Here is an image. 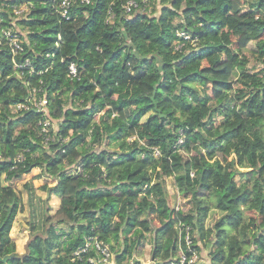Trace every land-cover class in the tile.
Instances as JSON below:
<instances>
[{
  "label": "trees",
  "instance_id": "16d2710c",
  "mask_svg": "<svg viewBox=\"0 0 264 264\" xmlns=\"http://www.w3.org/2000/svg\"><path fill=\"white\" fill-rule=\"evenodd\" d=\"M51 1L0 0V28L23 48L0 45V264H93L94 240L115 264H141L145 240L149 264H171L184 246L176 223L194 243L211 208L209 258L195 264H264V0H147L150 12L130 16L126 0H76L68 18ZM39 89L45 110L16 109ZM33 168L59 204L40 203L17 252L15 182ZM169 176L185 213L168 200Z\"/></svg>",
  "mask_w": 264,
  "mask_h": 264
},
{
  "label": "rangeland",
  "instance_id": "374dc122",
  "mask_svg": "<svg viewBox=\"0 0 264 264\" xmlns=\"http://www.w3.org/2000/svg\"><path fill=\"white\" fill-rule=\"evenodd\" d=\"M253 45V43H251ZM244 53L247 55V52L244 51ZM250 64L252 63V58L249 57ZM121 141H129V138L121 137V139L117 141H110L108 144V147H116ZM37 168L31 169L30 172L25 173L22 178L16 180V187L21 190L22 199H23V209L21 212L18 213L15 222L13 223V226L11 228L10 234L13 240L16 243V249L17 252H20L24 248V243L29 237L30 232H35L38 227V218L40 215V203L46 199V193L40 189L41 184L43 183L42 178H37L35 175L38 173ZM25 181H29L31 183V188L24 191L22 190V184ZM166 188L169 191L168 196L170 195V202L171 206L174 209H181L184 213L188 210L190 207V202L180 199L179 196L176 194V189L173 185V180L171 177H166ZM173 191V192H172ZM44 197V198H41ZM42 200H41V199ZM59 204L58 198L55 195H51L49 198L45 200V205L49 206L48 209L50 213H54L57 209ZM219 217L218 212L211 208L208 213L204 216L202 223L195 227L193 230V234L195 237L197 248V256H198V262H204L207 261L209 256V250H210V242L213 241V236L209 235L206 236V229H209L213 226V224L217 221ZM203 234V237H201V234ZM109 243H112L111 239H107ZM150 249L151 244L149 241H144L142 245L138 248L137 254L134 256L135 259H138L141 264H149L152 262L150 257Z\"/></svg>",
  "mask_w": 264,
  "mask_h": 264
},
{
  "label": "built area",
  "instance_id": "2783aa9c",
  "mask_svg": "<svg viewBox=\"0 0 264 264\" xmlns=\"http://www.w3.org/2000/svg\"><path fill=\"white\" fill-rule=\"evenodd\" d=\"M81 3H89L90 0H78ZM147 0H126V2L122 5V12L126 16H130L132 13L136 11H147L150 12V7L146 4ZM76 2V0H53L51 1L50 5H52L56 12L60 14L63 18H68L70 10L73 6V4ZM27 7V4H23L19 7H13V13L16 15H22L24 9ZM112 17V14H109L107 17V20ZM58 39L60 38V35H57ZM8 44L11 51L13 53L20 52L23 50L22 44H21V37L17 30H13L11 27L6 28H0V45ZM23 65L29 66V58L25 57L23 60V63H15V66L21 67ZM77 70L76 66L73 62H70L68 65V74L70 76L76 75ZM39 92L42 94L41 98H35L34 94H30L28 96L29 103H17L16 109H27L29 104H32L34 107H36L39 110H45L44 106L46 105V97L45 93L42 89H39ZM50 120L48 118H44L39 121V124L41 125V129L44 132L48 131V124ZM179 143L182 142V139L178 140ZM154 154L158 155L159 150L157 148H154ZM192 174V173H191ZM176 227L178 230V241L179 244L182 245L184 243L183 247H180V250L178 252V258L176 261L172 262L171 264H195L198 262V256H197V249L193 246V239L191 230L192 227L189 223L179 220L176 223ZM93 244L97 250H99L100 256L98 259H94L96 262L93 264H115L113 261V253L109 250L107 244L99 242L97 240L93 241ZM85 250V247L80 248L75 253L78 254L79 252ZM91 260V259H90ZM93 258L91 261H94ZM130 263H132V260H130Z\"/></svg>",
  "mask_w": 264,
  "mask_h": 264
},
{
  "label": "crops",
  "instance_id": "0c3cea01",
  "mask_svg": "<svg viewBox=\"0 0 264 264\" xmlns=\"http://www.w3.org/2000/svg\"><path fill=\"white\" fill-rule=\"evenodd\" d=\"M172 179V178H171ZM168 190V189H167ZM173 192V191H172ZM168 194H169V191H168ZM178 195V194H177ZM179 196V195H178ZM170 195L168 196V200H169V202H170Z\"/></svg>",
  "mask_w": 264,
  "mask_h": 264
}]
</instances>
